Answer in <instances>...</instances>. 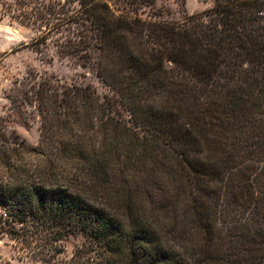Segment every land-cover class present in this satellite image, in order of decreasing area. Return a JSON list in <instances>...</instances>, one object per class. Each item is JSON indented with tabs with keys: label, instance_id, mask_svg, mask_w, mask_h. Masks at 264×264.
<instances>
[{
	"label": "trees",
	"instance_id": "obj_1",
	"mask_svg": "<svg viewBox=\"0 0 264 264\" xmlns=\"http://www.w3.org/2000/svg\"><path fill=\"white\" fill-rule=\"evenodd\" d=\"M80 2L44 27L50 33L79 16L107 59L96 63L99 77L116 95L49 80L34 87L41 151L0 126L7 222L53 243L83 235L93 264H264V0H215L183 23ZM120 108L134 128L116 118ZM34 153L45 163L23 162ZM148 162L173 181L174 194L161 186L157 201L144 203L108 188L114 170L145 171ZM245 236L248 255L236 241Z\"/></svg>",
	"mask_w": 264,
	"mask_h": 264
},
{
	"label": "rangeland",
	"instance_id": "obj_2",
	"mask_svg": "<svg viewBox=\"0 0 264 264\" xmlns=\"http://www.w3.org/2000/svg\"><path fill=\"white\" fill-rule=\"evenodd\" d=\"M40 1L44 2V10L38 5ZM105 1L120 15L152 22L175 23H183L189 17L199 15L215 5V0ZM80 8V0H0V120H4L0 121V126L15 143L23 144L28 149L41 151L42 119L36 98L32 97L33 88L40 83L49 80L64 87L91 86L102 98L116 95L99 77L96 63L101 60L107 62V59L96 49V40L89 39L90 31L84 30L79 16L50 33L44 27L48 19H64L77 13ZM39 12L47 19L37 18ZM86 24L90 25L89 22ZM44 32L48 33L46 42L41 38ZM84 36L88 40L87 45ZM37 39H40L38 44L35 43ZM110 64V69L116 68L112 62ZM116 118L129 128H134L129 109L120 108ZM140 135L144 136L143 133ZM241 160L238 159L236 163L239 165ZM23 162L39 164L44 159L37 153L26 154ZM146 169L132 170L125 174L114 170L108 188L121 194L126 191L127 196H138L134 198L144 203H148L149 196L157 201L161 186L174 194V184L170 178L157 175V169L153 171L150 162ZM138 188L140 191L137 193ZM226 201V210L229 208L231 212L235 209L236 217L238 214L234 200L228 198ZM5 211L0 206V264L94 263L92 260L96 255L85 236L72 235L66 240L53 243L44 232L35 231L27 224L14 225L11 221L7 222L3 215ZM12 230L17 235L7 233ZM236 241L246 246L242 248L245 250L243 254L248 255L251 239L245 236ZM258 253H263V250H258Z\"/></svg>",
	"mask_w": 264,
	"mask_h": 264
}]
</instances>
